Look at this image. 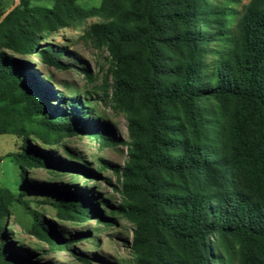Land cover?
<instances>
[{
  "label": "trees",
  "instance_id": "16d2710c",
  "mask_svg": "<svg viewBox=\"0 0 264 264\" xmlns=\"http://www.w3.org/2000/svg\"><path fill=\"white\" fill-rule=\"evenodd\" d=\"M53 1L20 0L3 16L0 0V134L22 136L10 154L20 169H88L32 143L30 124L48 145L74 131L101 144L118 140L86 102L51 95L49 82L18 58L37 52L46 65L65 67V49H41V38L100 17L85 33L108 49L112 97L128 115L132 164L122 190L129 201L118 211L136 224L135 264H264V0L240 8L241 0H101L90 8ZM161 170L176 179L172 190ZM74 189L57 192L60 214L114 219L117 211L106 215L95 204L97 193ZM25 194L0 188V264H40L7 243L8 206L26 204ZM31 219L37 238L51 247L66 242L43 214Z\"/></svg>",
  "mask_w": 264,
  "mask_h": 264
},
{
  "label": "rangeland",
  "instance_id": "374dc122",
  "mask_svg": "<svg viewBox=\"0 0 264 264\" xmlns=\"http://www.w3.org/2000/svg\"><path fill=\"white\" fill-rule=\"evenodd\" d=\"M248 1L241 0L239 8ZM19 2L2 0L6 11ZM29 2L31 6L39 7H52L54 4L53 0ZM77 2L85 8L101 4V0ZM101 20L97 16L88 17L77 27H63L50 33L46 39L41 38V49L48 45L65 49L66 53L59 57L65 67L46 65L37 52L18 55L35 75L49 82L51 95L62 93L63 96L83 100L91 108L92 118L106 121L118 137L113 144H101L95 137L74 131L62 136L59 142L48 145L37 136L36 126L30 124L29 139L32 143L54 151L55 160L86 164L88 169L74 165L75 168L32 167L22 171L10 156L20 148L22 136L0 134V188H6L15 195L26 192V204L13 202L8 206L10 212L5 217L7 243L28 249L40 264H85L84 258H88L90 264H135L136 254L131 244L136 224L118 211V206L129 201L122 190V172L132 164L128 115L112 97L115 67L108 49L97 45L85 33L91 24ZM158 176L167 189L175 187L176 179L169 171L161 170ZM24 178L28 179L27 185ZM69 187L75 191L93 190L98 195L95 204L103 209L104 214L117 211L114 219L106 222L90 214L86 219L76 221L60 214L53 204L58 201L57 192L62 193ZM85 211L92 213L90 207ZM33 213L43 214L66 242L51 247L30 233Z\"/></svg>",
  "mask_w": 264,
  "mask_h": 264
},
{
  "label": "water",
  "instance_id": "95a60500",
  "mask_svg": "<svg viewBox=\"0 0 264 264\" xmlns=\"http://www.w3.org/2000/svg\"><path fill=\"white\" fill-rule=\"evenodd\" d=\"M16 5H17V4L15 3L11 8H9V9L4 13L3 16H5V15H6L10 10H12Z\"/></svg>",
  "mask_w": 264,
  "mask_h": 264
}]
</instances>
